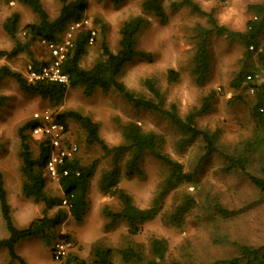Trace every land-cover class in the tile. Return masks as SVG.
<instances>
[{
  "label": "rangeland",
  "instance_id": "rangeland-1",
  "mask_svg": "<svg viewBox=\"0 0 264 264\" xmlns=\"http://www.w3.org/2000/svg\"><path fill=\"white\" fill-rule=\"evenodd\" d=\"M40 1L49 18L54 19L60 8L59 1ZM171 1H163L167 20L160 23L154 18H149L148 25L136 36V48L151 54L152 61L135 59L126 64L120 80L132 91L149 96L143 81L147 78L153 79L164 96L165 105L175 104L181 116L198 109L204 98L213 92L210 108L195 118V124L215 132L216 143L221 151H238L253 132V121L249 115L252 93L249 89H232L230 81L238 73L252 74L256 81H264V65L259 64L254 56L248 60L243 59L244 47L237 37L212 35L208 42L209 74L206 82L198 85L189 72L194 49L192 29L198 23L205 25L206 18L196 15L184 6L171 10ZM194 1L202 9L214 11L219 24L225 25L231 31L241 32L246 21L253 16L248 8L249 4L264 0ZM140 3L141 0H123L115 5L108 0H87L84 17L96 30V36L93 45L88 47L87 53L80 61L83 67L90 66L100 58V42L103 39L111 51L117 50L121 23L140 13ZM13 14L18 15L14 39L3 28L4 22ZM35 21L36 16L26 6L15 1L0 0V50H12L15 42H29L27 50L15 56L0 58V66L5 65L25 76L27 65L33 60L41 64L50 60L42 41H28L24 26ZM102 26L105 31L103 35ZM64 36L65 32L62 39ZM261 41L264 42V32ZM169 69L178 72L175 81H167ZM0 95L7 97L0 107V176L6 191L10 215L18 228L26 227L31 220L43 214L44 206L41 202L25 198L21 193L23 177L20 173L17 135L18 127L32 119L33 113L39 110L46 109L55 115L73 110L89 116L97 122L98 134L109 147L121 142L120 125L130 120L135 121L143 130L153 131L163 138L162 152L180 162L184 171L196 169L195 185L181 184L170 191L164 198L158 214L143 223L139 233L128 235L124 224L111 231H105L102 208L119 207L116 197L102 194L97 185L101 170L108 168L109 158L103 156L98 145H86L83 131L74 120L67 118V137L79 145L80 162L90 164L98 160L87 194L89 207L82 220L76 221L68 214L67 207L61 206L67 215L51 232L49 244L45 237L39 235L21 239L16 244L15 251L28 264H65L68 256L89 261L92 258V247L95 245L113 250L110 257L113 264H146L145 260L124 263L115 250L126 245H137L148 256V244L153 238L165 239L167 243L165 264H210L214 260L234 256V243L264 245V197L245 176L235 171L226 172V163L220 153L201 160L203 150L199 138L192 139L179 148L177 141L181 135L165 117L132 107L112 90L106 93L96 90L91 96H84L81 88H69L62 102L52 105L36 95L23 93L11 77H6L0 81ZM40 139L41 137L32 133L29 143L33 155L37 153V141ZM263 156H259L260 161L257 158L252 160L248 166L251 172L264 173ZM140 169V175H122L118 186L132 197L137 207L145 208L150 205L165 169L158 160L149 155L142 158ZM44 189L49 196H62L56 181L46 178ZM185 192L194 196L195 206L187 213L180 227L165 224L163 216L171 211ZM212 198L217 199L233 213L228 217L215 214L208 203ZM57 210L58 207H53L46 211V215L51 217ZM7 236L0 211V239ZM60 240H66L69 245L64 259L58 263L52 257V248L54 243ZM0 264L18 262L10 259L5 248H0Z\"/></svg>",
  "mask_w": 264,
  "mask_h": 264
},
{
  "label": "trees",
  "instance_id": "trees-1",
  "mask_svg": "<svg viewBox=\"0 0 264 264\" xmlns=\"http://www.w3.org/2000/svg\"><path fill=\"white\" fill-rule=\"evenodd\" d=\"M5 1H15L18 4H22L36 16L35 22L24 26L28 41L38 39L39 41L44 40L47 42L60 41L67 27L72 22L84 18L88 5L87 0H58L60 3L58 14L54 19H50L40 0ZM108 1L118 5L123 0ZM163 1L141 0L140 13L125 19L121 23L117 50L115 52L111 51L103 39L100 42V58L88 67H83L80 61L87 53L88 47L93 44H87L89 34L87 29L77 30L73 35L72 47L68 55L60 63V70L67 76L65 84L49 80L29 81L21 72L11 70L5 65L0 66V81L6 77H11L20 91L25 94L36 95L47 100L52 105L60 104L69 88H81L84 96H91L96 90H100L103 93L112 90L132 107L155 112L165 117L181 135L177 141L179 148L185 146L190 140L199 138L202 141L203 150L200 156L201 160L220 153L226 163L224 170L226 172L235 171L245 176L257 188L260 195L264 197V173L256 174L248 169L252 160L263 156L264 81H256L252 74H250L251 80H246V75L240 73L230 81L232 89H252L249 115L253 121V132L243 142L242 147L238 151L227 153L221 151L217 145L215 132L200 128L195 124V118L210 108L214 97L213 92H210L204 98L198 109H193L181 116L175 104L165 105L164 96L153 79L147 78L143 81L149 96L132 91L120 80V75L126 64L135 59L147 62L152 61L151 54L136 48V36L148 25L149 18H154L160 23H164L167 20ZM182 6L198 16L206 18L205 25L198 23L192 29L194 49L189 72L198 85H203L209 74L208 42L212 35L237 37L244 47L243 59L248 60L254 56L259 64L264 65V42L261 41V35L264 32V1L249 4L248 8L252 11L253 16L246 21L245 28L241 32L231 31L225 25L219 24L214 11L202 9L194 0H172L169 4L171 10H177ZM17 23L18 15L13 14L3 24L4 30L12 39L15 37ZM101 32L102 35L105 32L103 26L101 27ZM28 45L29 42H15L12 50H0V58L15 56L19 52L27 50ZM31 64L34 69H37L41 63L33 60ZM177 78V71L173 69L167 71V81L172 82ZM6 100V96L0 95V107ZM56 118L67 129V118L74 120L84 133V143L86 145H98L103 152V156L109 158L108 168L101 170L97 185L102 194L115 196L119 207L112 209L109 206H104L102 208L101 213L105 218L103 229L105 231H111L120 224H124L128 235H136L140 232L143 223L153 219L158 214L164 198L170 191L181 184L195 185L196 169L184 171L180 162L173 160L162 152L163 138L153 131L143 130L135 121L130 120L121 124V142L109 147L98 134L99 127L97 122L93 121L89 116L68 110L56 114ZM35 125L36 122L30 119L18 127V156L20 159V173L23 177L21 193L23 197L43 204L42 216L31 220L26 227H16L10 215L6 191L0 176V211L8 232L6 238L0 239V248H5L10 259L17 261L18 264H28L15 251L16 244L21 239L39 235L45 237L47 244H49V240L52 237L51 232L67 215L60 208L64 197L69 200L68 214L76 221L82 220L89 207L87 198L89 184L95 174L98 163V160H94L90 164H82L77 153L67 163L69 175L62 176L58 180L62 196L47 195L44 189L46 181L44 166L49 157L50 147L46 140L41 137L40 140H36L37 153L33 155L29 141ZM145 155L158 160L163 165L165 173L151 199L150 205L145 208H139L134 204L132 197L118 186V183L122 175L131 177L142 173L140 163ZM262 163H264V160H262ZM76 172L78 174H75ZM208 203L213 212L221 217H228L233 213L215 198L210 199ZM195 204L194 196L185 192L171 211L163 216L164 223L176 228L180 227L184 222L185 216ZM53 207H58L57 212L51 217L47 216L46 211ZM234 246V256L214 260L210 264H264V245L252 246L234 243ZM166 250L167 243L165 239L153 238L148 244V256L137 245H126L115 251L124 263L134 260L138 262L145 260L146 264H165ZM112 251L111 248L95 245L92 247V258L89 261L77 259L75 256H68L65 264H113L110 259ZM170 264L182 263L172 262Z\"/></svg>",
  "mask_w": 264,
  "mask_h": 264
},
{
  "label": "built area",
  "instance_id": "built-area-1",
  "mask_svg": "<svg viewBox=\"0 0 264 264\" xmlns=\"http://www.w3.org/2000/svg\"><path fill=\"white\" fill-rule=\"evenodd\" d=\"M79 29L89 31L87 44L92 45L95 40L96 30L90 24L87 18L72 22L65 31V36L58 42H47L42 40L46 46L49 61L38 66L37 69L28 64L25 77L29 81L49 80L65 84L67 76L60 70L61 61L68 55L72 47V38ZM251 48V47H250ZM246 80H251V75L245 76ZM252 93V89L250 90ZM32 119L36 122L32 133L46 140L50 147L49 157L44 166L45 177L58 182L60 177L69 175L67 163L70 162L78 153V144L67 137L68 130L65 125L57 120L56 115L48 110H39L33 113ZM75 174H78L76 172ZM68 198L62 199V206L68 207ZM69 243L66 240H60L54 243L52 248L53 259L61 263L64 259Z\"/></svg>",
  "mask_w": 264,
  "mask_h": 264
}]
</instances>
